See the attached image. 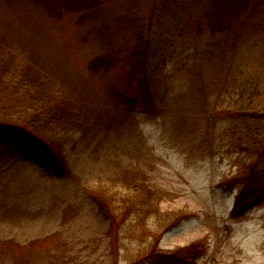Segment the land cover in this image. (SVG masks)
I'll use <instances>...</instances> for the list:
<instances>
[{"label": "rangeland", "instance_id": "1", "mask_svg": "<svg viewBox=\"0 0 264 264\" xmlns=\"http://www.w3.org/2000/svg\"><path fill=\"white\" fill-rule=\"evenodd\" d=\"M90 1L0 0V53L14 79L45 81L51 90L74 93L85 102L78 103V121L59 130L68 138L66 176L4 140L6 124L18 128L27 120L24 108L0 112V264H177L180 253L171 263L159 253L199 240L207 252L190 264H264V120L244 121L224 111H264V13L250 22L252 33L248 26L243 29L246 38L238 49L226 51L224 71L231 78L213 82L206 93L208 108L193 105L184 113L179 109L188 104L171 108L164 98L189 88L198 51L212 44V29L224 23L202 15V31L188 37L183 28L189 29L192 19L185 14L162 32L153 30L146 45L148 66L160 75L152 80L158 103L151 105L142 73L129 59L137 44L135 29L122 22L133 14L134 1L99 0L96 8H84L83 21L80 14L66 12ZM200 1L204 7L211 3ZM160 3L141 1L148 12ZM113 13L121 21H113ZM106 52L116 63L107 72L93 70L92 60ZM217 55L204 64L213 79L220 67ZM239 74L245 87L230 82ZM220 109L218 122L209 124L208 110ZM187 116L197 122L194 131L176 130L174 119ZM244 132L252 137L250 151L240 139ZM135 177L166 195L157 213L123 219L115 214L118 204L109 212L88 194L99 186L123 190L124 181ZM246 177L247 188L261 202L249 207L245 199L237 207L246 183L240 178ZM174 213L183 219L166 229ZM113 215L116 221L109 219Z\"/></svg>", "mask_w": 264, "mask_h": 264}, {"label": "trees", "instance_id": "2", "mask_svg": "<svg viewBox=\"0 0 264 264\" xmlns=\"http://www.w3.org/2000/svg\"><path fill=\"white\" fill-rule=\"evenodd\" d=\"M75 1L77 3L79 2V0ZM131 1H134L136 9L134 8L133 14L122 19L126 27L131 26L135 29L134 36H136L135 40L137 44H135V47L130 51L129 59L133 60L136 70L142 73L144 87L148 92L147 95L151 105L158 103L156 97L152 94V80L155 78L158 79L160 75L158 68L157 70H153L148 66L149 54L146 45L151 40L153 30L157 29L159 31L160 29L162 32V28L164 29L169 26L172 21L177 22L180 18L184 17L185 14L192 19L189 24V29L183 28V31H185L188 37L191 36L193 32L199 33L202 31L203 25L201 24L200 26L202 15L207 14L210 18L214 17L213 24H215L216 20L224 23V26L221 24H218L217 27L214 26V30L217 28L215 31L212 29V37H214L211 42L212 44L206 47L205 50L199 48L200 51H198L194 63L190 66L192 76L190 75L189 88L185 92L172 95L169 98H164L169 99L165 100L164 103L171 108L172 105H174L172 103L188 104L185 105L184 108L182 107L179 109L180 112L184 113L193 110L191 108L193 105L204 109L208 108L209 98L206 93H208L209 89L213 88V82L215 83L216 80L222 83L224 79L228 81L231 78L230 71L226 73L224 71L227 67L225 59V54H227L226 51L229 49L232 52L237 50L239 40L242 41V39L246 38L241 36L243 29L248 26L252 33L250 22L254 21V19H258V17L262 16L264 13V0H255L257 1L256 3H254L253 0H211L208 7H204L200 0H161V3L156 8H152L150 12L142 7V0ZM98 3L99 0H91L88 6L83 7L77 5L66 12L74 11L80 14L79 19L83 21L87 19L84 8L89 9L90 6L91 8H96ZM194 6L197 10L199 9L197 13V10L194 11ZM66 12L64 11L60 13V15ZM113 15V21H121V18L115 16L114 13ZM197 36L198 37L193 39L195 41L194 46L198 47L201 38L200 35ZM103 39L102 37V40ZM216 49L218 55L214 52ZM214 53L219 56L218 60L220 59V67L216 68L215 71L216 79L211 78V75H206L204 66L209 60L216 57ZM113 60L114 63H116L115 56L106 52L93 59L90 66L93 70L99 71L103 69L107 72V70L113 67L114 63L113 65L111 64ZM226 70H229V67ZM208 80L210 82H208ZM230 82L235 86L240 84L239 88L245 87V78L242 77L241 74L233 78ZM217 85L218 83H216L215 86ZM154 86H156V84ZM157 91L160 92V88ZM198 91H200V93H198ZM70 95L62 93L61 91L51 90L48 83L45 81L36 79H28L27 82L16 81L10 63L2 60L0 53V112H6L8 114V108L22 107L29 113L27 120L22 122L18 128L12 124H6L9 127L4 129V140L12 146L21 147L26 151L33 152L36 161L54 171L56 174L63 176L70 174L65 152L68 138L60 133L59 130L78 121L79 111L77 107L80 103H85L78 95L74 93L72 96ZM123 96V99L126 100V96ZM4 100L5 102H3ZM227 109L224 108L226 113H234L236 117L242 118L244 121L248 119L264 120V111L261 110L245 109L243 107L234 110L230 108ZM208 111L209 114L206 115L209 124H216L219 117L222 116L223 110L220 109L213 113H211L210 110ZM185 115L182 114V116ZM179 119V117L174 119L176 130L181 126L182 129L187 132H192L197 126V122H194L189 116ZM240 139H243L245 150L250 151L252 148V137L244 132L241 133ZM254 142L256 141L254 140ZM256 169V167H252L250 178L256 176ZM240 180L246 183L237 194V207H240L245 199H247L249 207H253L260 203V198L254 197V191H250L247 188L249 177L240 178ZM123 185V190H113L106 186H99L94 189L89 188L88 194L99 204L101 209H106L109 212L115 213L113 207L118 204L115 208V214L117 217H122L123 219H127L133 215L141 218L143 215L147 216L157 213L161 197H163V195L166 196L150 187L149 184L145 183V180L136 177L131 180H125ZM249 195H251V197ZM174 214L172 224L166 229L174 227L180 222V219H183V217H181L183 214ZM171 217L170 215L169 218ZM109 219H115L116 221V216H109ZM206 252V245L199 240L187 246L178 247L171 252H161L162 254L159 253V256H161L160 259H164L171 263L173 259L177 258V254L180 253L182 256L177 258V264H181V262L190 264L191 262L194 263L199 257L204 256Z\"/></svg>", "mask_w": 264, "mask_h": 264}]
</instances>
